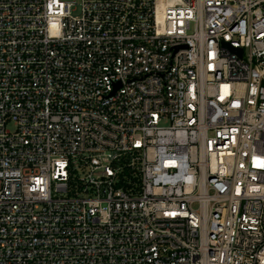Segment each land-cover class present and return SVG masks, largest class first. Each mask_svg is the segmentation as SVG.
Masks as SVG:
<instances>
[{"label": "built area", "instance_id": "built-area-1", "mask_svg": "<svg viewBox=\"0 0 264 264\" xmlns=\"http://www.w3.org/2000/svg\"><path fill=\"white\" fill-rule=\"evenodd\" d=\"M0 264H264V0H0Z\"/></svg>", "mask_w": 264, "mask_h": 264}, {"label": "water", "instance_id": "water-1", "mask_svg": "<svg viewBox=\"0 0 264 264\" xmlns=\"http://www.w3.org/2000/svg\"><path fill=\"white\" fill-rule=\"evenodd\" d=\"M225 47H230L229 44H224ZM233 52L239 54V55H242V50L240 49H231Z\"/></svg>", "mask_w": 264, "mask_h": 264}]
</instances>
